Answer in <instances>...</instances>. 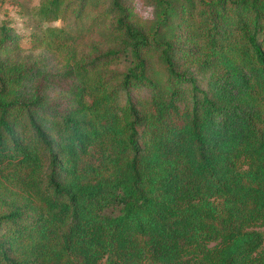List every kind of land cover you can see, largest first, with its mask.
Wrapping results in <instances>:
<instances>
[{"label":"trees","instance_id":"obj_1","mask_svg":"<svg viewBox=\"0 0 264 264\" xmlns=\"http://www.w3.org/2000/svg\"><path fill=\"white\" fill-rule=\"evenodd\" d=\"M148 4L0 26V264H264V0Z\"/></svg>","mask_w":264,"mask_h":264},{"label":"rangeland","instance_id":"obj_2","mask_svg":"<svg viewBox=\"0 0 264 264\" xmlns=\"http://www.w3.org/2000/svg\"><path fill=\"white\" fill-rule=\"evenodd\" d=\"M39 0H0V26L9 25L18 36V43L24 52H31L32 35L44 26L36 14ZM134 12L137 16L150 20L153 17L154 7L148 4V0H133ZM61 22L53 23L54 26H61ZM201 80L200 84L206 88L207 81ZM146 90L133 92L136 98H144Z\"/></svg>","mask_w":264,"mask_h":264}]
</instances>
